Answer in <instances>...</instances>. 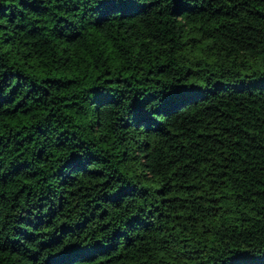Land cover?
I'll return each instance as SVG.
<instances>
[{
  "label": "trees",
  "instance_id": "1",
  "mask_svg": "<svg viewBox=\"0 0 264 264\" xmlns=\"http://www.w3.org/2000/svg\"><path fill=\"white\" fill-rule=\"evenodd\" d=\"M0 264H264V0H0Z\"/></svg>",
  "mask_w": 264,
  "mask_h": 264
}]
</instances>
